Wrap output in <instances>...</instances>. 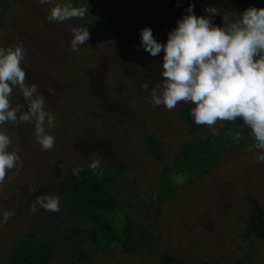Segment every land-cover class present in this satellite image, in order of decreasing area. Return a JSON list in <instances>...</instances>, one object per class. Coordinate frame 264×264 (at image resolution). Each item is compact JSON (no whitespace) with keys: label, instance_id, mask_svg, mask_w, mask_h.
Here are the masks:
<instances>
[{"label":"rangeland","instance_id":"374dc122","mask_svg":"<svg viewBox=\"0 0 264 264\" xmlns=\"http://www.w3.org/2000/svg\"><path fill=\"white\" fill-rule=\"evenodd\" d=\"M88 5V15L64 22L46 19L52 5L39 0H9L0 47L21 44L27 82L38 85L45 110L55 120L45 131L55 138L43 150L35 138V122L0 125L18 148L22 166L10 170L0 186V264H12L21 243L44 264H70L71 245L88 254L84 264H161L168 253L187 264H264V240L245 232L249 199L264 216V162L246 149L254 139L240 119L217 123L213 134L196 123L189 128L180 104L169 111L150 103V89L160 81L164 53L151 56L140 43L148 27L164 44L177 21L188 15L209 16L218 27L240 12L233 0H53ZM216 8L220 15L209 14ZM264 8V7H261ZM88 28L90 39L78 51L70 48L72 29ZM148 83L149 88L143 87ZM12 104H27L18 88ZM241 132L235 141L231 132ZM153 135L164 153L155 160L143 138ZM187 151L189 163L176 160ZM99 154L105 192L112 210H91L97 222L82 217L69 203L73 169H90ZM119 166L123 169L118 170ZM79 171V172H80ZM35 189V191H30ZM40 195H59L60 211L31 206ZM14 215L3 223V214ZM101 222L112 233H85ZM73 230H78L76 236Z\"/></svg>","mask_w":264,"mask_h":264},{"label":"clouds","instance_id":"9594fccd","mask_svg":"<svg viewBox=\"0 0 264 264\" xmlns=\"http://www.w3.org/2000/svg\"><path fill=\"white\" fill-rule=\"evenodd\" d=\"M46 16L49 22H64L88 15V5L74 6L71 2L54 3ZM209 14L220 15L216 8H206ZM177 21V27L168 33L164 44L157 42L152 30L145 27L140 32V43L151 56L164 53L161 79L150 89L152 103L171 111L180 104H191L190 115L198 126H208L214 135L217 123L235 122L240 119L250 129L254 143L247 151L257 153L256 159L264 162V8L249 7L237 17L224 19V26H216L209 16H197L193 5ZM70 48L78 51L90 39L88 28L72 29ZM26 53L21 44L0 47V125L17 121L35 122V138L43 150L55 146V138L45 131V125L55 123L53 115L45 110V100L38 85L27 82V73L22 67ZM145 89L149 88L144 83ZM18 88L27 104H12L13 90ZM232 139L239 141L241 132ZM11 138L0 131V186L10 170L22 166L18 148H12ZM89 167L102 173L99 154L94 153ZM78 176L80 169L74 168ZM35 191V189H30ZM59 195H40L31 206L32 213L37 205L46 211H60ZM14 212L3 214L7 223Z\"/></svg>","mask_w":264,"mask_h":264},{"label":"trees","instance_id":"16d2710c","mask_svg":"<svg viewBox=\"0 0 264 264\" xmlns=\"http://www.w3.org/2000/svg\"><path fill=\"white\" fill-rule=\"evenodd\" d=\"M234 6L243 12L249 7L261 8L264 7V0H233ZM9 8V0H0V32L6 25V15ZM191 107H183L180 110V117L182 121L189 127H193L195 124L193 118L190 115ZM145 147L148 153L155 160H162L164 157L163 150L160 142L153 135H145L143 138ZM191 154L184 151L180 158L176 160L178 164H186L191 161ZM123 169V166H119L118 170ZM103 176L104 171H87L82 170L78 176H74L72 179L69 191L68 201L69 203L81 214L82 217L89 219L90 221L97 222L98 216L94 215L91 210H112L115 208V204L110 196L105 192L106 180H97L96 176ZM250 211L247 218L245 232L259 240H264V216L261 205L254 198L249 199ZM96 229L89 230L85 233V238L92 243L99 242L97 232L102 231L103 234L112 233V228L109 224L101 222ZM74 235H80L78 230H73ZM32 237L25 239L17 249L16 256L14 257L12 264H44L37 258V253L34 248L31 247ZM88 254L83 253L82 249L77 244L71 245L70 250V264H84L88 259ZM161 264H187L183 260L172 256L168 253H162L160 255Z\"/></svg>","mask_w":264,"mask_h":264}]
</instances>
